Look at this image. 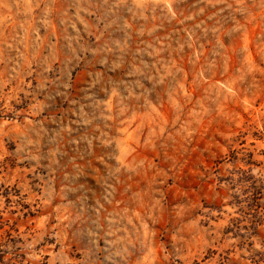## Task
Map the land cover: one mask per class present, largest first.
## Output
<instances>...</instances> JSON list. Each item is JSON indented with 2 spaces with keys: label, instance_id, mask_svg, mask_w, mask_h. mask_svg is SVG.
<instances>
[{
  "label": "rangeland",
  "instance_id": "1",
  "mask_svg": "<svg viewBox=\"0 0 264 264\" xmlns=\"http://www.w3.org/2000/svg\"><path fill=\"white\" fill-rule=\"evenodd\" d=\"M0 264H264V0H0Z\"/></svg>",
  "mask_w": 264,
  "mask_h": 264
}]
</instances>
